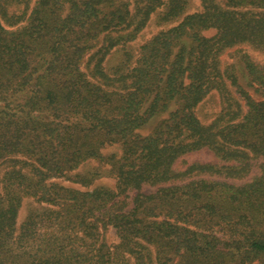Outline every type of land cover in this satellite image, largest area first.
Returning a JSON list of instances; mask_svg holds the SVG:
<instances>
[{
  "label": "trees",
  "instance_id": "trees-1",
  "mask_svg": "<svg viewBox=\"0 0 264 264\" xmlns=\"http://www.w3.org/2000/svg\"><path fill=\"white\" fill-rule=\"evenodd\" d=\"M224 2L264 10V0ZM154 9L131 25L128 0H36L26 23L8 28L0 18V165L10 168L0 177V264H120L127 255L134 264H264V162L243 184L184 180L196 164L175 183L173 169L177 158L202 147L222 159L225 145L264 159V101L236 75L221 79L248 107L240 121L208 131L196 114L217 85L203 48L211 42L214 53L223 42L202 31L241 25L233 11L223 10L227 19L216 23L202 13L185 16L142 45L135 62L108 71L106 57L136 40ZM182 10L179 1L168 14L176 19ZM90 54L97 57L92 78L81 67ZM244 59L249 83L264 90V68ZM113 145L122 147L120 158L104 154ZM88 161L111 166L116 190L91 189L94 173L71 177L85 190L54 181ZM147 181L156 191L143 192ZM27 199L39 208L18 225ZM110 226L120 238L115 247L100 243Z\"/></svg>",
  "mask_w": 264,
  "mask_h": 264
},
{
  "label": "rangeland",
  "instance_id": "rangeland-1",
  "mask_svg": "<svg viewBox=\"0 0 264 264\" xmlns=\"http://www.w3.org/2000/svg\"><path fill=\"white\" fill-rule=\"evenodd\" d=\"M36 0H0V18L4 25L8 28L17 27L26 23L29 14L31 13ZM132 3L133 13L135 18L131 21V25H140L142 18H147L144 14L149 6L155 7V9L149 14V18L145 20L143 24L145 27L136 40L129 42L124 46L114 48L111 53L106 57L104 66L108 71H116L122 62L136 61V57L139 48L155 37L159 32L168 30L177 26L185 16L192 14H205L210 15V21L216 23L220 17L227 15L224 11H233L232 19L237 20L241 25L237 28H227L223 33H219V30L214 24H211L207 29L202 31V34L213 40V42L223 40L220 46H213V52L211 53V45L213 43H206L203 48L204 59H209V63L212 64L207 68V71L211 72L210 77L217 83L214 86L205 100L196 108V114L201 120L202 124L210 127L208 131H211L216 125H226L228 123H234L240 121L248 111V107L245 101L237 93L236 89L230 85V82L222 78L228 77V75L234 74L239 78L240 84L246 89L256 101H264V90L258 89L249 83L248 71L246 69L244 56H250V60L259 66L264 68V10L258 8L248 7L245 9H229L226 7L224 0L212 1V0H128ZM176 1V2H175ZM182 1L183 10L179 14L180 17H172L168 14L171 10V6L178 4ZM249 23L245 28L246 23ZM17 24V25H14ZM221 26V24H219ZM232 25H230L231 27ZM134 27H130L127 31L131 32ZM238 29V30H237ZM245 32V36L237 37L233 34ZM260 33L263 35L261 36ZM124 32H121V34ZM236 33V34H237ZM118 33H113L112 36L116 37ZM102 42L104 38L102 37ZM110 43L106 38V44ZM208 44V45H207ZM102 45V44H101ZM96 51V50H95ZM96 59L93 55H88L82 63V69L88 72L89 77L92 76L91 70L95 68ZM129 65V64H128ZM132 67V66H130ZM225 81V84H224ZM173 106H176L173 104ZM172 106V107H173ZM178 106H176L177 108ZM157 124V120H153L152 123L144 130V134H149ZM225 145V144H224ZM217 147V146H216ZM228 159H222L213 148L202 147L196 151L186 153L177 158L173 169L178 174L179 179L175 183H181L182 176L190 169L194 164L199 165V169L192 171L187 179H212L232 182L235 184H243L255 176L260 174L261 165L264 162L262 158H255L252 156L249 150H245L239 147H230L225 145L224 148ZM122 147L120 145H113L104 149V154L108 157L120 158L122 154ZM215 166L218 172L208 171L201 167ZM8 165H0V177H2L5 171H8ZM28 171L29 168H24ZM111 166L108 164H101L97 161H88L84 163L79 169L71 174L69 178L55 179L57 183L65 187L79 188L85 190L80 184L71 181V177L75 175H87L94 173L95 187H106L108 189L116 190L118 179L111 174ZM181 177V178H180ZM143 192L152 193L156 191L157 186L150 183V181L142 182L140 184ZM136 192L129 193L127 196V202L132 201V197ZM39 206H36L32 200H25L23 206L20 209L18 225L23 224ZM100 243H105L107 246L115 247L120 243V238L117 230L110 226L106 230L102 228V235H100ZM152 253V249H150ZM154 255V254H153ZM120 264H134V260L130 259L127 255L126 258L121 257Z\"/></svg>",
  "mask_w": 264,
  "mask_h": 264
}]
</instances>
